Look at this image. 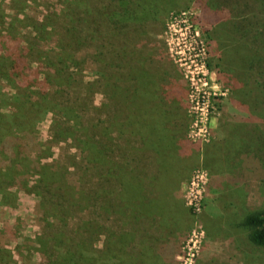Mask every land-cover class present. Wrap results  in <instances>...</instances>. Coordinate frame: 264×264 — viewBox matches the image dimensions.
Returning a JSON list of instances; mask_svg holds the SVG:
<instances>
[{"label": "trees", "instance_id": "1", "mask_svg": "<svg viewBox=\"0 0 264 264\" xmlns=\"http://www.w3.org/2000/svg\"><path fill=\"white\" fill-rule=\"evenodd\" d=\"M6 2L0 1V212L25 192L38 199L42 220L24 243L0 247V264H177L176 240L194 222L192 209L181 205V181L203 164L238 188L239 176L220 171L225 148L229 164L242 150L233 145L237 141L186 138L185 79L160 73L153 52L138 41L184 2H203L214 19L210 25L218 28L231 0H66L62 10L42 19L36 0ZM252 3L264 6V0L244 1L245 7ZM30 4L33 13H26ZM91 40L100 50L92 55L96 79L89 81L87 62L75 52ZM247 57L248 71H254L255 57ZM7 88L20 98L14 115L1 107ZM98 93L100 104L94 101ZM49 113V142L21 135ZM61 144L65 154L58 155ZM250 168L264 192V159ZM225 203L241 206L232 225L234 212L222 222L230 242L262 251L264 260V205ZM15 235L7 222L0 226V237Z\"/></svg>", "mask_w": 264, "mask_h": 264}, {"label": "rangeland", "instance_id": "2", "mask_svg": "<svg viewBox=\"0 0 264 264\" xmlns=\"http://www.w3.org/2000/svg\"><path fill=\"white\" fill-rule=\"evenodd\" d=\"M36 1L40 4L38 13L41 19L49 12H59L66 6V0ZM244 1L247 0H231L221 12L223 19L220 23L223 24L218 28L210 25L214 19L205 14L203 2H184L163 19L151 36L143 42L138 41L141 47L153 52L160 73L165 70L173 75L180 73L185 79L181 127L186 138L207 144L237 141L233 145L242 150L235 164H229L230 149L223 151L225 164L220 172L240 177L236 189L203 164L185 174L180 193L185 208L192 209L194 222L182 236L183 241L175 246L174 261L177 264H264L262 251L246 245L241 246L242 250L238 246L236 248L226 234V224L222 223L229 220L227 218L232 212L233 219L228 225L239 218L241 211L238 209L241 210L239 205L242 201L247 209H259L264 205L260 179L254 172L250 174L251 163L255 166L257 158L264 159V147L259 146L264 140V6L252 3L245 7ZM4 2L8 7L9 0ZM32 7V4L26 6L25 12L33 13ZM8 12L14 13L9 9ZM22 33L28 34L24 29ZM26 41L27 38L24 43ZM99 47L98 41L91 40L75 52L80 61L87 62L85 75L89 81L96 79L92 55L100 50ZM250 55L255 57V70L249 72L251 63L247 56ZM6 91L1 107L14 115L20 98L14 89L7 88ZM94 101L102 102L99 93ZM52 118V113H49L42 123L34 122L30 132L21 135L37 143L49 142ZM239 139L248 141V144L244 146ZM63 149H66L65 144L56 146L55 151L58 155L65 154ZM209 151L210 155L212 151ZM190 155L196 156V149H192ZM214 177H218L216 182ZM232 189L235 191L233 197L228 194ZM231 199H236L238 209L231 204L226 205L225 202ZM216 219L222 225L213 222ZM41 220L38 199L25 192L20 193L17 203L5 213L0 212V226L7 222L17 234L15 237H0V247L12 250L14 243H24L39 229Z\"/></svg>", "mask_w": 264, "mask_h": 264}, {"label": "crops", "instance_id": "3", "mask_svg": "<svg viewBox=\"0 0 264 264\" xmlns=\"http://www.w3.org/2000/svg\"><path fill=\"white\" fill-rule=\"evenodd\" d=\"M183 180H184V179H183ZM183 180H182V181H183ZM213 180L216 182L215 177L213 178ZM182 181H181V182H182ZM181 197H182V194L180 193V198H181ZM181 205L184 206V204H183V198L181 199ZM184 207H185V206H184ZM183 238H184V237H181V238L177 239V240H176V245H177V244H180V242L183 241ZM174 249H175V248H174ZM176 250H177V249L173 250V252H174L173 257H174V258L176 257ZM174 255H175V256H174ZM171 256H172V255H171Z\"/></svg>", "mask_w": 264, "mask_h": 264}]
</instances>
